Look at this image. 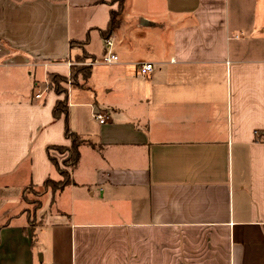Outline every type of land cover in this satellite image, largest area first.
Wrapping results in <instances>:
<instances>
[{
	"label": "crops",
	"instance_id": "obj_1",
	"mask_svg": "<svg viewBox=\"0 0 264 264\" xmlns=\"http://www.w3.org/2000/svg\"><path fill=\"white\" fill-rule=\"evenodd\" d=\"M113 1L0 0V264H264L256 0H124L108 82L87 87L93 64L66 87L83 142L70 185L45 192L28 225L21 191L52 178L47 149L70 143L48 77L69 79L81 54L101 65Z\"/></svg>",
	"mask_w": 264,
	"mask_h": 264
},
{
	"label": "trees",
	"instance_id": "obj_2",
	"mask_svg": "<svg viewBox=\"0 0 264 264\" xmlns=\"http://www.w3.org/2000/svg\"><path fill=\"white\" fill-rule=\"evenodd\" d=\"M117 4L116 11L110 12V18L105 31L101 32V36L106 39L115 29L119 26V17L123 11L124 0H114ZM75 45H80L79 43H70V48ZM86 58H90V60L94 61L93 58L85 55ZM81 60H77L74 65L70 67V86H78L77 80L79 77L82 78L83 83L86 82L91 75V66H83L81 64ZM77 64V65H76ZM80 64V65H78ZM67 79L64 77H60L57 75H52L48 77V86L57 96L63 97L62 100H58L55 102L52 109V118L53 120L62 119L65 123L64 127V138L65 140L70 142V146L66 151L68 152V159L64 162V166L67 169L68 167L74 166L77 164L79 159L78 149L83 144V142L79 139V137L75 133H71L67 126V117H68V105H67V88L62 86V83H66ZM61 146H56L47 149V153L51 149H62ZM49 161L54 166L56 172L59 176H61L62 180L58 183H55L51 180V178H47L41 188H51V194L54 198L55 195L62 192L67 186L70 185V176L67 171H60L56 161L49 156ZM45 193V192H44ZM32 228V227H31Z\"/></svg>",
	"mask_w": 264,
	"mask_h": 264
},
{
	"label": "rangeland",
	"instance_id": "obj_3",
	"mask_svg": "<svg viewBox=\"0 0 264 264\" xmlns=\"http://www.w3.org/2000/svg\"><path fill=\"white\" fill-rule=\"evenodd\" d=\"M249 1H251L253 4L255 3L254 0H248V2ZM155 2H156L155 0H147V2L145 4H147L149 6H153V5H156ZM139 3L144 5V3L141 0H134L133 1L134 8H135V6L137 7V5L140 7ZM112 4H116V3L113 1ZM248 8H249V6H247L246 10ZM256 8L258 10L257 23L264 22V0H256ZM231 19L235 20V23L237 25H239L240 27L246 26L248 24V17L247 16H240L239 17L238 15H232ZM123 20L128 21V19L125 17L123 18ZM149 39L154 40L152 38H148V36L143 38V40H145L147 42H149ZM140 40H141V37H140V39H139V37H137L136 41L140 42ZM74 48H81V45H75ZM115 49H116V46H115ZM77 60H81V62H82L81 64L83 66H89V64L92 63L91 61H89L88 58L85 57L84 54L79 55L77 57V59L75 60V62ZM78 65H80V64H78ZM94 65L95 66H94L93 74L91 77L92 79H89L90 81L87 83V87H89V88H93L94 86H96V87L103 86V84L105 82H108V79L110 78L109 76L112 74L111 73L112 70H110V68H109L110 66H106V65L103 66L102 64L97 66L95 63H94ZM62 86L65 88L69 87L70 86V80L67 79V82L65 84L62 83ZM98 95H100V97H103L101 90L98 92ZM69 146H70V143L67 146H62L63 147L62 149H51L50 150L51 158H53L56 161L57 166H58L60 171H64V172L67 171V169L64 166V162L67 161V159H68V152L66 151V149H68ZM51 180L55 183H58L62 180V178L56 172L53 175V177L51 178ZM44 192H51V188L50 187L41 188V187L28 186V187H25L20 193L19 209L22 213L24 212L27 214L28 225L32 228H36V226L39 223L38 217H37V215H38L37 212L40 208L41 198H42ZM38 260H41L40 257H38Z\"/></svg>",
	"mask_w": 264,
	"mask_h": 264
},
{
	"label": "built area",
	"instance_id": "obj_4",
	"mask_svg": "<svg viewBox=\"0 0 264 264\" xmlns=\"http://www.w3.org/2000/svg\"><path fill=\"white\" fill-rule=\"evenodd\" d=\"M104 45V55L100 59L102 65L111 66L117 61V57L112 52L114 42L111 37H107L103 41ZM94 63L89 64L90 66ZM153 72V65L150 63H143L137 66V74L141 77H147ZM95 119L99 124H104L107 120V117L104 115H95Z\"/></svg>",
	"mask_w": 264,
	"mask_h": 264
},
{
	"label": "water",
	"instance_id": "obj_5",
	"mask_svg": "<svg viewBox=\"0 0 264 264\" xmlns=\"http://www.w3.org/2000/svg\"><path fill=\"white\" fill-rule=\"evenodd\" d=\"M147 23L144 21H141V25H146Z\"/></svg>",
	"mask_w": 264,
	"mask_h": 264
}]
</instances>
